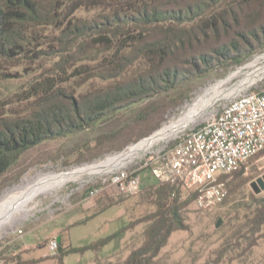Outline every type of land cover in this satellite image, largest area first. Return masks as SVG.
<instances>
[{"label":"rangeland","instance_id":"1","mask_svg":"<svg viewBox=\"0 0 264 264\" xmlns=\"http://www.w3.org/2000/svg\"><path fill=\"white\" fill-rule=\"evenodd\" d=\"M108 5L111 7V2ZM109 7L82 6L72 17L80 21H99ZM62 32V28L43 29L39 47L44 49L43 55L35 61L20 60L18 66H12L10 70L13 75L17 71L18 76L0 81V115L25 117L50 104L70 107L72 102L78 103L93 93L100 94L114 82L130 76L129 71L125 76L103 79L101 74L106 69L103 66L110 50L92 43L86 37L88 34L77 42L63 45L64 42H59ZM72 36L66 40L71 41ZM82 40L85 44L79 45ZM258 63L259 66L264 63L262 49L256 50L241 64L214 69L201 76L192 74L176 87L117 109L94 124L40 142L24 151L0 176V195L39 171H67L125 152L180 117L186 105L200 94L201 99L218 97L212 105V115L229 99L228 96L241 90L236 85L242 79L256 74L253 70L256 71ZM62 67L66 68L69 78L63 82L56 80L55 94L46 97L40 93L24 99L31 84L51 77L56 79L60 75L64 77ZM257 83L262 85L264 76ZM199 103L196 111L200 109ZM203 112L208 111L203 109ZM202 121L189 125L187 129ZM172 140L158 139L151 144L154 148L150 152L122 165L139 172L142 184L147 180L153 182L151 168L157 162V155L165 153ZM263 174L264 152L248 159L237 171L219 175L217 181L223 183L225 191L222 201L210 208H200L191 201L184 212L188 229L170 235L156 264H202L209 256L216 255L224 238L239 228L242 215L247 212L244 206L250 204L251 195L264 198V190L256 194L250 186ZM99 176L90 177L83 183L67 177L56 193L39 197L36 205L31 206L32 212L27 219L18 221L0 234V264H60L57 250L51 253L47 248L51 239L62 241L64 246H83L121 229L123 231L118 236L98 250L68 253L63 264H116L139 246L143 242V229L148 224L142 219L155 209L146 197L145 188L141 184L137 193L127 195L115 185L101 182ZM179 191L181 199H185L192 189L179 187ZM218 219L220 224L216 227ZM224 263L228 264L227 258ZM231 264H264V237L251 252Z\"/></svg>","mask_w":264,"mask_h":264},{"label":"trees","instance_id":"2","mask_svg":"<svg viewBox=\"0 0 264 264\" xmlns=\"http://www.w3.org/2000/svg\"><path fill=\"white\" fill-rule=\"evenodd\" d=\"M82 6L109 8L99 21L73 19L72 14ZM49 27L63 29L59 39L63 45L88 34L92 43L110 50L103 79L131 74L70 107L50 104L25 117L0 115V176L24 151L40 142L94 124L117 109L176 87L192 74L201 76L235 66L256 50H264V0H0V81L18 76L10 70L20 60L35 61L43 55L41 33ZM71 34L73 39L67 41ZM65 69H61L64 77L31 84L24 99L55 94L56 82L69 78ZM142 185L155 209L142 219L148 222L143 242L116 264H156L170 235L188 229L184 212L195 201L196 190L181 199L175 184L155 178ZM250 198L239 228L202 264H225V258L231 264L264 237V198ZM121 231L83 246H64L59 241L58 262L63 264L68 253L98 250Z\"/></svg>","mask_w":264,"mask_h":264},{"label":"built area","instance_id":"3","mask_svg":"<svg viewBox=\"0 0 264 264\" xmlns=\"http://www.w3.org/2000/svg\"><path fill=\"white\" fill-rule=\"evenodd\" d=\"M257 82L229 97L210 117L173 137L166 152L157 155L151 168L154 177L196 190L194 202L200 208L221 202L225 191L217 177L234 172L264 150V83ZM99 179L127 195L137 193L141 186L139 174L127 166L102 174ZM57 246L56 239L47 244L51 253Z\"/></svg>","mask_w":264,"mask_h":264},{"label":"bare ground","instance_id":"4","mask_svg":"<svg viewBox=\"0 0 264 264\" xmlns=\"http://www.w3.org/2000/svg\"><path fill=\"white\" fill-rule=\"evenodd\" d=\"M254 66L255 65L251 66V68ZM253 72H256V74L254 73L255 75L253 74L252 76L242 79L236 87L242 89L261 79V77L264 76V63L260 66L258 63L256 71L253 70ZM217 99V96H214L210 100L201 99V94L198 95L190 105H186V110L183 111L180 117L171 121L169 124H165L149 138H144L145 140L142 139L139 143L130 146L125 152L117 153L101 161L77 166L67 171H39L30 177H25L19 184L5 190L0 195V234L14 226L18 221L27 219L32 212L31 206L36 205L38 201L37 199L41 196L56 193L59 188L65 184L67 177H74L78 182L83 183L90 177L102 175L114 169L126 166L128 163L140 158L147 151L154 148L151 144L158 139L162 138L163 140L168 141L185 130L189 125L210 117L213 112L212 105ZM198 101L200 102V109L196 111ZM203 109L208 112H203Z\"/></svg>","mask_w":264,"mask_h":264},{"label":"water","instance_id":"5","mask_svg":"<svg viewBox=\"0 0 264 264\" xmlns=\"http://www.w3.org/2000/svg\"><path fill=\"white\" fill-rule=\"evenodd\" d=\"M250 186L254 193H259L261 190H264V174L257 177L254 181L250 183ZM220 224V219H218L215 223V226L218 227Z\"/></svg>","mask_w":264,"mask_h":264}]
</instances>
